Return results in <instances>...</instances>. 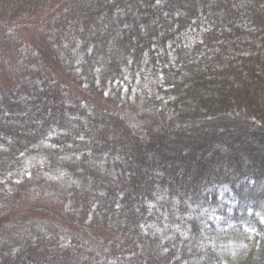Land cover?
Returning <instances> with one entry per match:
<instances>
[{"label": "trees", "instance_id": "1", "mask_svg": "<svg viewBox=\"0 0 264 264\" xmlns=\"http://www.w3.org/2000/svg\"><path fill=\"white\" fill-rule=\"evenodd\" d=\"M1 16L0 264H264V0ZM59 70L102 101L59 90Z\"/></svg>", "mask_w": 264, "mask_h": 264}, {"label": "rangeland", "instance_id": "2", "mask_svg": "<svg viewBox=\"0 0 264 264\" xmlns=\"http://www.w3.org/2000/svg\"><path fill=\"white\" fill-rule=\"evenodd\" d=\"M62 5H63L62 1H56V3L51 4L50 7H47L46 10H48V9L50 10V8H55L52 12V13H54V11L59 10ZM6 19H7V17H4V16L0 17V36L2 35V32H4L6 29L3 26V24H5V22H6L5 21ZM33 19H34V16H30V17H26V18L24 17L21 20L22 24H20V27L22 26V31L24 34L23 37H24V40L27 42V44H28V42H31L32 44H35L37 46L39 44V42L43 39V37L46 38L45 37L46 31L43 29V27L39 28L40 27V21L34 22L35 20H33ZM53 21L55 22V19H53ZM3 28H4V30H3ZM12 32L13 31L7 32V34L10 35V38L8 39L7 42H5V46H7L9 49L13 46V44H15L17 42V41H15L16 35L11 34ZM17 46L20 49H22L21 43L18 44ZM11 49H13V48H11ZM3 52H6V54L9 58L5 59L3 57H0V85L2 84L5 86H8V85L16 82V79H15L14 75H12L13 73L10 72L14 68L7 66L6 62H8L7 64H9V62L12 63V61H13L12 57L14 56L13 53L14 52L16 53V51H14L13 53L10 50L3 51ZM10 65L12 66V64H10ZM56 74H57V76H56ZM56 74H55V76L57 78H59V90H61L63 92H69L70 94H72L74 96H78L80 98H88V99L94 100V101L96 98H98L101 100L100 96L97 94H95V96H96V98H95L94 94L86 93L85 90L82 89V86L78 81L67 77L60 70ZM105 104L109 105V102L106 101ZM46 198H50V197H46ZM63 226L62 227L64 229L68 227L67 224H63Z\"/></svg>", "mask_w": 264, "mask_h": 264}]
</instances>
